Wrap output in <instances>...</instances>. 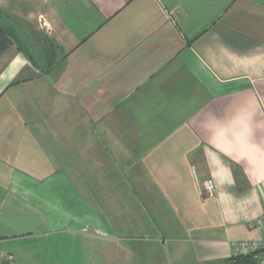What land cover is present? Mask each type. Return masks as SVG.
Segmentation results:
<instances>
[{"label": "crops", "instance_id": "crops-1", "mask_svg": "<svg viewBox=\"0 0 264 264\" xmlns=\"http://www.w3.org/2000/svg\"><path fill=\"white\" fill-rule=\"evenodd\" d=\"M0 10L39 55L0 56L11 264H224L234 242L262 238L264 0ZM208 178L212 194L198 187Z\"/></svg>", "mask_w": 264, "mask_h": 264}, {"label": "trees", "instance_id": "trees-1", "mask_svg": "<svg viewBox=\"0 0 264 264\" xmlns=\"http://www.w3.org/2000/svg\"><path fill=\"white\" fill-rule=\"evenodd\" d=\"M49 44L42 45L43 55L53 56L59 47L49 40ZM15 45L27 58L37 64L38 54L30 48V42L20 32V28L13 21L10 14L0 10V56L11 46ZM41 54V53H40ZM44 56V58H45ZM44 67L50 69L53 66L51 60L44 62ZM224 264H257L252 254H234L224 259Z\"/></svg>", "mask_w": 264, "mask_h": 264}, {"label": "built area", "instance_id": "built-area-1", "mask_svg": "<svg viewBox=\"0 0 264 264\" xmlns=\"http://www.w3.org/2000/svg\"><path fill=\"white\" fill-rule=\"evenodd\" d=\"M200 191L212 194L214 190L213 181L208 178L198 184ZM256 228L263 233L262 238L251 241L234 242V250L238 254H252L257 264H264V214L256 220ZM12 256L0 251V264H11Z\"/></svg>", "mask_w": 264, "mask_h": 264}, {"label": "rangeland", "instance_id": "rangeland-1", "mask_svg": "<svg viewBox=\"0 0 264 264\" xmlns=\"http://www.w3.org/2000/svg\"><path fill=\"white\" fill-rule=\"evenodd\" d=\"M49 43H50V42H49V39H46L44 45H47V44H49Z\"/></svg>", "mask_w": 264, "mask_h": 264}]
</instances>
